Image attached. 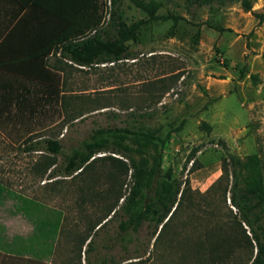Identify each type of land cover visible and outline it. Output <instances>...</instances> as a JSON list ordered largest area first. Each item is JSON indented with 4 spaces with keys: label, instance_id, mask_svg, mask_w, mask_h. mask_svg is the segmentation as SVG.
I'll return each instance as SVG.
<instances>
[{
    "label": "rangeland",
    "instance_id": "obj_1",
    "mask_svg": "<svg viewBox=\"0 0 264 264\" xmlns=\"http://www.w3.org/2000/svg\"><path fill=\"white\" fill-rule=\"evenodd\" d=\"M158 1V13L177 15L175 22L162 18L143 23L137 40L128 42L129 58L89 67L61 62L56 85L68 97L64 109L49 108L33 121L9 125V139L0 132V224L9 219V235L31 236L36 214L17 209L19 196L42 205L39 217L53 215L52 210L62 216L53 255L40 264H86V243L80 249L86 230L109 218L131 185L128 160L110 151L95 154L79 174L61 172L64 158L99 126L148 128L160 139L171 131L159 142L162 172L170 170L184 193L156 242L154 226L146 221L124 241H114L117 215L96 235L99 246L88 253L90 261L113 256L130 257L127 264H196L197 247L192 245L199 240L205 248L211 237L233 234L228 224L242 233L235 224L236 208L223 199L226 180H217L229 153L239 158L258 153L264 166V28L244 19L242 26L235 23L237 30L217 32L202 27L203 19L210 24L221 16L213 10L214 0ZM110 8L102 0L104 21ZM115 9L127 22L146 18L130 0H116ZM47 60L55 63L57 56ZM47 137L60 141L59 153L25 149ZM194 148L198 150L189 159ZM207 247L201 254L205 258ZM251 255L250 249L236 245L228 264H245Z\"/></svg>",
    "mask_w": 264,
    "mask_h": 264
},
{
    "label": "trees",
    "instance_id": "obj_2",
    "mask_svg": "<svg viewBox=\"0 0 264 264\" xmlns=\"http://www.w3.org/2000/svg\"><path fill=\"white\" fill-rule=\"evenodd\" d=\"M15 1L18 3V8L14 11L9 24L23 10L25 12L18 20V25L33 20L30 23L34 27L35 35L39 33L38 42L43 50L40 53L42 62L38 67L31 66L33 70L31 73L45 81L38 83L30 81L28 84L9 82V97H0V122L2 119H8L10 128L16 123L33 121L38 115H46L49 108L55 109L60 106L64 109L68 97L66 92L58 89L56 85L57 72L62 71V65H59L61 62L89 67L129 58L128 42L137 40L138 31L143 23L162 18H173V22L178 19L177 15L158 13L161 6L158 0H130L146 15V18L132 22H127L122 14L116 12V0H110L111 8L106 21L103 20L102 15V0ZM242 5L244 9H250L247 1L242 0ZM38 8L44 11V23L41 29L34 18ZM252 14L257 18L258 23L264 22V12L252 11ZM51 51L53 54H58L55 63L43 59ZM180 126L181 123L174 130H179ZM170 134L171 131H168L165 139H160L148 128L99 126L92 130L80 147L74 148L64 158L61 172L66 176L74 172L79 174L95 159V154L105 151L125 157L129 162L128 165L126 164V170L131 169V185L120 206L112 210L109 218L90 225L91 227L86 230V236L80 244L81 249L86 243L84 249L87 253L86 264H127L124 261L130 257L116 260L113 256L109 259L101 256L91 261L88 258V253L97 251L99 246L96 235L100 234L110 218L117 215L121 216L117 223V238L113 239L116 242L124 241L125 236L137 232L145 221L154 226L151 233L154 242L166 231L168 221L179 206L184 193V189H180L181 182L172 176L170 170L162 172L163 153L159 142L163 143ZM125 140L132 144L124 142ZM61 147L58 139L47 137L30 142L25 149L44 150L56 154L60 152ZM197 150L198 148L192 150L189 159ZM133 152L139 156L135 157ZM108 157L115 158L112 155ZM263 169L258 153H250L243 158L230 153L227 155L226 166L217 182L222 177L226 180L222 189L223 199L226 201L228 198L229 203L236 208L238 222L235 221V224L242 226V233H235V226L228 224L229 229L234 233L221 235L220 238L211 237L209 240L211 243L206 245L209 252L207 258L201 255L206 246L203 248L204 245L199 240L195 246L192 245L198 248L195 249L196 264H228L236 245L252 251L245 264H264ZM18 198L21 205L17 206V209L20 212L24 215L36 214V218L32 220L34 230L29 237L28 251L34 258L51 257L57 243L56 239L61 232L62 216L58 211L52 210L53 215L49 216L45 212L44 218L39 217L38 213L44 208L38 201L24 196ZM242 224L248 228L250 235L246 233V228ZM163 241L168 240L164 238Z\"/></svg>",
    "mask_w": 264,
    "mask_h": 264
},
{
    "label": "crops",
    "instance_id": "obj_3",
    "mask_svg": "<svg viewBox=\"0 0 264 264\" xmlns=\"http://www.w3.org/2000/svg\"><path fill=\"white\" fill-rule=\"evenodd\" d=\"M214 2L213 10L221 16L215 23L210 24L203 19L202 27L207 26L217 32H220L222 28L237 30L235 23L242 26L243 20L247 19L248 24L251 23L258 30L264 28V22L258 23L257 18L251 13L252 11L264 12L263 0H248L249 10L241 6L242 0H214ZM17 8L18 3L15 0H0V97H9V82L28 84L30 81L37 83L45 81L31 73L33 71L31 66L38 67L42 62L40 53L43 50L38 42L39 33L35 35L34 27L31 26L30 22L33 20H27L24 25L21 23L18 25V20L25 12L23 10L9 24ZM236 11L241 15H234ZM34 15L35 23L41 29L44 23V11L38 8ZM219 21L222 22L219 23ZM52 52L43 59L47 60L53 54ZM53 55L58 56V54ZM0 132L9 139L8 119L1 120ZM3 223L4 225L0 224V264H40V261L46 258H34L28 251L30 236L9 235V219L4 220Z\"/></svg>",
    "mask_w": 264,
    "mask_h": 264
},
{
    "label": "built area",
    "instance_id": "obj_4",
    "mask_svg": "<svg viewBox=\"0 0 264 264\" xmlns=\"http://www.w3.org/2000/svg\"><path fill=\"white\" fill-rule=\"evenodd\" d=\"M110 2V0H108Z\"/></svg>",
    "mask_w": 264,
    "mask_h": 264
}]
</instances>
